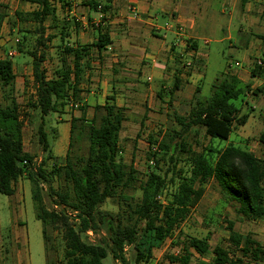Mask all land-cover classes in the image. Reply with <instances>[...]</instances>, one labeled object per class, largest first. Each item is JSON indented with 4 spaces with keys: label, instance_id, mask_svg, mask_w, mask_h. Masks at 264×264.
Instances as JSON below:
<instances>
[{
    "label": "trees",
    "instance_id": "1",
    "mask_svg": "<svg viewBox=\"0 0 264 264\" xmlns=\"http://www.w3.org/2000/svg\"><path fill=\"white\" fill-rule=\"evenodd\" d=\"M24 1L37 6L31 11L15 12L20 22L35 23L32 31L37 34L35 46L28 51L34 83L33 100L29 104L37 108L40 116L38 143L43 151H50L43 116L49 111L61 112L69 101L78 100L77 83L87 63L81 60L90 48L100 51L110 43V39L106 31H98L91 43L61 45L58 65L48 76L41 64L44 54L37 52L51 37L47 35L43 38L42 34L43 22L52 16L54 10L52 0ZM245 1L241 0V4ZM90 4L95 8L100 3L92 1ZM106 6H102V10ZM1 20L2 14L0 27ZM26 32L30 31L27 29ZM263 73L264 68L254 63L251 75ZM14 78L10 58H0V92L5 101L2 103L0 99V193L12 195L14 184L20 177L29 182L34 215L42 225L44 252L52 249L48 229L56 231L63 244L65 264H103L108 253L114 260L126 264V247L131 250L134 264L147 261L151 255L150 248L144 251L140 247L142 235L150 233L156 240L171 236L197 205L209 180L215 181L222 198L232 204L240 218L256 220L264 216V158L255 156L245 146L230 143L217 147L211 142L215 138L226 140L232 129L245 123L248 115L240 112L243 98L246 93L264 96L262 86L250 88L248 84H241L235 76L225 73L212 82L210 93L203 102L194 99L186 116L174 115L180 124L177 136L182 137L192 127H200L210 142L195 151L181 140L174 142L171 148L164 141L149 140V144L156 143L149 147L148 155L153 164L157 165L159 158L169 153L168 161L173 169L175 157L185 154L188 171L164 200L160 198V193L167 185L165 176L169 169L161 175L148 171L145 180L139 183V200L134 201L129 190L135 189L137 170L131 163L122 161L118 135L125 114L123 107L114 104L112 95H108L103 104L95 105L94 115L88 123L83 117H70L68 149L63 163H52L47 170L45 160L36 164L33 155L23 149V119L18 103L10 96ZM175 88L176 85H173L171 90ZM198 90L196 88L195 92ZM256 140L264 146V131L258 134ZM82 143L85 144L84 153L79 152ZM159 152L160 155H157ZM50 157L48 154L46 159ZM23 160L25 163H22ZM55 177H62L65 182L63 188H53L51 181ZM42 184L48 187V198L54 195L56 199L44 200ZM114 197L121 208L120 213L112 215L99 209L106 199ZM226 225L227 247L218 244L209 249V233L196 237L179 231L177 239H180L182 253L178 257L168 255L169 260L179 264H208L201 259L191 262L189 249L201 257L210 253L209 264H252L264 259V246L259 241L250 233L236 231L233 221L226 220ZM99 228H103L105 235L98 241L90 242L82 238L81 235L87 231L97 232Z\"/></svg>",
    "mask_w": 264,
    "mask_h": 264
},
{
    "label": "rangeland",
    "instance_id": "2",
    "mask_svg": "<svg viewBox=\"0 0 264 264\" xmlns=\"http://www.w3.org/2000/svg\"><path fill=\"white\" fill-rule=\"evenodd\" d=\"M228 11L226 8L222 14L223 25L221 27L213 28L208 33H204V37L197 41L205 56L204 77L199 83V90L197 92L192 91L190 101L183 98V95H178V97L173 95L171 100L176 98L175 100L179 102L174 105L169 103L166 108H160L150 122H144L139 128H131L126 125L124 127L123 133L125 137L122 142L120 141V146H124L121 155L126 164L131 163L137 170V180L134 183L135 189L129 190V194L133 195L134 201L139 200L141 195L139 183L145 180L148 171H154L161 175L165 170L169 169L165 176L167 185L160 193V198L163 200L174 191L177 182L180 181V177L186 175L188 171V164L184 159L185 154L175 157L176 163L173 169L171 162L168 161L169 153L159 158L157 165L153 164L148 154L150 145L155 146L156 143L149 144V140L152 141L154 138L157 142L164 141L169 144L170 148L174 142L181 140L188 143L191 149L195 151H199L203 146L209 144L210 141L200 127H192L183 136L181 135L182 137L177 136L176 131H179L180 124L174 119V115L186 116L189 108L194 103V99L203 102L210 93V85L222 75L221 73L226 72L237 75L238 69L242 68L246 73L244 81L250 88L256 86L264 87V82H261V78L259 76H251L250 72L256 58H263L264 27H250L247 21L238 14H230ZM260 20L262 25H264V14L260 15ZM17 21L13 13L8 14L1 34L9 42V48H14L16 51V54L10 58L12 64L21 63L19 67L14 65L16 77L25 79L23 88L18 84L14 85L10 96L15 98L21 111L20 114L23 119V148L33 155V160L36 164L41 160H45L44 166L49 170L52 163H63L64 155L68 149L67 136L69 128L64 121L66 117L64 113L49 111L44 115V130L46 132L48 150L50 151L42 150L41 145L38 143L37 134L40 116L37 108L29 104L32 102L34 95L32 91L34 87L31 84V80L27 78L29 74L30 76L32 75L31 60L25 54L18 52L19 44H23L24 48L28 50L35 46L34 42L37 34L33 33V26L20 24ZM50 22V18L43 22V38L52 33ZM27 29L30 32H26ZM168 38L169 36L166 39L168 40ZM15 39L18 40L17 43H14ZM203 39L207 40L206 44L202 43ZM47 41L49 43H46V40L44 41L46 47L40 46L37 53L43 51L44 60L41 64L46 70V75L50 76L53 69L58 65L56 48H54L56 39L52 40L51 36ZM234 60L239 62L240 67L228 66ZM260 66L264 68V63L262 62ZM0 99L2 103L5 102L1 98V92ZM257 106L258 103L253 112L248 107H245L246 109L242 112H251L255 117L250 115L247 123L242 128L238 127L240 130L235 131V133L245 132L247 134L245 140L248 143V147L251 148L254 154L264 158V146L256 142L258 134L256 129H264V107L260 106L258 108ZM68 108L70 107H67L65 112L69 110ZM25 112L26 115H23ZM58 115L63 118L62 121L57 120ZM234 137L236 138V135ZM213 140L219 142L220 145H224L226 142V140L217 138ZM213 144L215 143L213 142ZM84 145V143L81 144L80 153L85 152ZM75 146L77 144L73 145L74 148ZM155 151H157V148ZM48 154L51 157L46 159ZM157 155H160V152ZM64 183L62 177H55L51 181L54 189L63 188ZM41 187L45 201L50 198L56 199L54 195L48 198L49 190L46 184H42ZM14 189L13 195L10 196L0 193V264H65L63 244L59 233L56 231L48 229L52 249L44 252L41 234L42 225L34 215L29 182L20 177L14 184ZM99 209L112 215L121 212L115 197L106 199L99 206ZM226 220L233 221V228L236 231L242 234L250 233L264 246V216L256 220L240 218L234 211L232 204L225 202L222 198L215 181L209 180L204 185L203 196L197 205L191 209L187 217L173 230L171 236L166 235L161 240H156L150 233L142 235L140 247L144 251L149 247L151 255L147 261H141L138 264H179L176 261L171 262L168 257V255L178 257L182 253L180 239H177L179 231L196 237H203L209 233V249L218 244L222 247H227L228 230ZM104 235L103 228H99L97 232L90 231V233L86 232L85 235L81 236L90 242H96ZM189 252L192 254L191 262L201 259L208 264L211 263L210 253L201 257L192 249H189ZM124 257L126 264H134L130 248L126 247ZM103 264L121 263L111 258L108 253L103 259ZM252 264H264V259Z\"/></svg>",
    "mask_w": 264,
    "mask_h": 264
},
{
    "label": "crops",
    "instance_id": "3",
    "mask_svg": "<svg viewBox=\"0 0 264 264\" xmlns=\"http://www.w3.org/2000/svg\"><path fill=\"white\" fill-rule=\"evenodd\" d=\"M92 1L100 4L94 8L90 4ZM52 7L50 29L52 40L56 39L57 62L61 45L91 43L98 31L107 32L110 43L100 51L90 48L81 60L87 63L77 83L78 100L69 101L60 113L65 114L68 128L70 117H83L88 123L94 115L95 105L103 104L106 97L112 95L114 104L123 107L125 114L118 135L120 155L124 148L120 141L125 137V125L139 128L144 122H150L160 108L179 102L176 98L171 100L173 95H183L190 101L192 91L198 88L204 77L205 56L197 41L204 37V33L223 25L222 14L226 8L230 14H238L246 20L250 27H264L260 20V15L264 14V0H246L243 4L241 0H52ZM36 8L35 4L24 0H0V58H6L9 49V42L1 35L5 18L11 13L16 18L15 12ZM17 22L29 24L32 28L35 26L33 22ZM204 40L202 43L206 44ZM24 47L21 44L18 52L31 60L29 50ZM41 47H46L45 42ZM180 57L183 61L189 60L190 64L181 67ZM67 60L70 61V57ZM20 64H12L14 74V65L19 67ZM245 74V70L239 68L237 75H228L235 76L241 84H247ZM258 76L264 82V73ZM27 78L34 87L32 75ZM24 82L23 77L18 79L15 75V86L18 84L23 88ZM173 85L176 88L171 90ZM32 91L34 93V89ZM243 99L240 112L247 113L246 124L250 115L255 117L251 112L257 103L258 108L264 107V96L246 93ZM67 107L70 108L65 112ZM245 107L251 112H242ZM57 120L62 121L63 118L58 115ZM243 125L231 130L224 145L213 139L212 144L223 147L231 143L251 151L245 140L247 134L235 133ZM256 131L259 134L264 129L257 128Z\"/></svg>",
    "mask_w": 264,
    "mask_h": 264
},
{
    "label": "built area",
    "instance_id": "4",
    "mask_svg": "<svg viewBox=\"0 0 264 264\" xmlns=\"http://www.w3.org/2000/svg\"><path fill=\"white\" fill-rule=\"evenodd\" d=\"M17 42H18V40L15 39V40H14V43H17ZM203 42H204V43H207V40H204ZM15 53H16V51H15L14 48H9L8 51L6 52L5 57H6V58H10V57H12ZM179 63H180V65H181V67H184V66L189 65V64H190V61H189V60H184V61H183L182 57H180V58H179ZM255 63H256L257 65H261V57L256 58ZM228 66H229V67H239L240 65H239V62H238L237 60H234V61H233L231 64H229ZM22 163H25V160H23ZM87 233H90V231H87Z\"/></svg>",
    "mask_w": 264,
    "mask_h": 264
}]
</instances>
